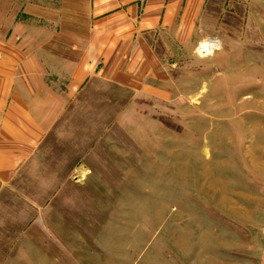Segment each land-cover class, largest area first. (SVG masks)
Here are the masks:
<instances>
[{
	"label": "rangeland",
	"instance_id": "1",
	"mask_svg": "<svg viewBox=\"0 0 264 264\" xmlns=\"http://www.w3.org/2000/svg\"><path fill=\"white\" fill-rule=\"evenodd\" d=\"M4 8L1 26L58 61L47 132L0 183V264H259L264 0L184 4L70 98L74 67L58 62L82 53L84 4ZM207 38L219 43L208 53Z\"/></svg>",
	"mask_w": 264,
	"mask_h": 264
},
{
	"label": "crops",
	"instance_id": "2",
	"mask_svg": "<svg viewBox=\"0 0 264 264\" xmlns=\"http://www.w3.org/2000/svg\"><path fill=\"white\" fill-rule=\"evenodd\" d=\"M74 1L84 4L85 17L79 25H83L87 41L73 66L69 59L58 62L63 68L74 67L67 86L68 98L87 77L102 72L133 37L176 20L184 4H194L199 10L204 2ZM4 3L5 0H0V14L7 17L10 12H4L7 9ZM56 30L49 27L47 34L53 36ZM64 34L72 35V32ZM23 35V30L19 32L16 27L5 28L0 23V183L12 179L18 168L35 154L49 125L48 120L41 121L39 117L49 115L48 101L55 96L49 91L50 73L47 70L57 66L53 47L28 45L20 37ZM41 107H47V110L41 111ZM259 264H264V247L259 253Z\"/></svg>",
	"mask_w": 264,
	"mask_h": 264
},
{
	"label": "bare ground",
	"instance_id": "3",
	"mask_svg": "<svg viewBox=\"0 0 264 264\" xmlns=\"http://www.w3.org/2000/svg\"><path fill=\"white\" fill-rule=\"evenodd\" d=\"M219 45V43L216 40L207 38L203 40L199 47L202 48V50H205L207 53L210 52L213 48H216ZM79 171V170H78Z\"/></svg>",
	"mask_w": 264,
	"mask_h": 264
}]
</instances>
